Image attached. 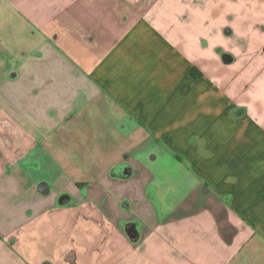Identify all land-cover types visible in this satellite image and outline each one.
I'll return each mask as SVG.
<instances>
[{"label":"crops","instance_id":"0c3cea01","mask_svg":"<svg viewBox=\"0 0 264 264\" xmlns=\"http://www.w3.org/2000/svg\"><path fill=\"white\" fill-rule=\"evenodd\" d=\"M0 264H264V0H0Z\"/></svg>","mask_w":264,"mask_h":264}]
</instances>
